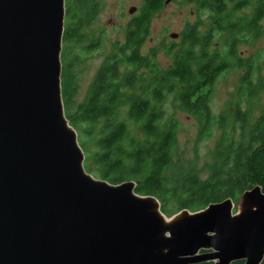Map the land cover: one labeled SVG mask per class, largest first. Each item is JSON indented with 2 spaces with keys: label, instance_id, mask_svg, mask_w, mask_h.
I'll return each mask as SVG.
<instances>
[{
  "label": "water",
  "instance_id": "water-1",
  "mask_svg": "<svg viewBox=\"0 0 264 264\" xmlns=\"http://www.w3.org/2000/svg\"><path fill=\"white\" fill-rule=\"evenodd\" d=\"M64 4L0 0V264H259V185L238 210L227 197L166 217L134 181L85 171L61 98Z\"/></svg>",
  "mask_w": 264,
  "mask_h": 264
},
{
  "label": "trees",
  "instance_id": "trees-1",
  "mask_svg": "<svg viewBox=\"0 0 264 264\" xmlns=\"http://www.w3.org/2000/svg\"><path fill=\"white\" fill-rule=\"evenodd\" d=\"M164 1L142 2L128 24L124 44L105 58L86 98L70 111L73 86L66 52L83 40V28L94 18L97 2L65 0L64 20L68 22L60 52L61 98L68 123L76 130L77 139L81 137L85 171L113 184L134 181L133 191L154 196L166 216L181 209L196 211L227 197L234 203L255 185L264 192V105L251 122L247 111L235 103L230 130L219 133L208 150V159L201 164L195 158L177 157V123L161 107L172 95L176 109L193 112L200 119L198 134L202 138L225 126L226 117L214 116L209 101L214 82L229 68V61L243 69L240 88L247 98L256 99V92L264 91L258 78L252 80L251 57L237 55L240 44L262 33L264 0H187L193 4L197 20L184 28L176 48L168 47L172 63L160 66L154 58L142 55L139 47L151 16ZM123 65L131 69L120 75ZM93 134L88 152L84 137L90 143ZM259 264H264V257Z\"/></svg>",
  "mask_w": 264,
  "mask_h": 264
},
{
  "label": "rangeland",
  "instance_id": "rangeland-1",
  "mask_svg": "<svg viewBox=\"0 0 264 264\" xmlns=\"http://www.w3.org/2000/svg\"><path fill=\"white\" fill-rule=\"evenodd\" d=\"M96 2V14L89 24L83 28V40L73 44L70 50L68 49L66 52L67 58L68 56L70 58L69 72L71 74V85L73 86L70 111H73L76 104L86 98L96 71L105 58L118 52L122 44H124L128 24L138 12L135 9L132 13H128V8L130 6L138 7L142 0H96ZM240 13L236 12V14ZM196 20L197 15L194 6L187 0L163 2L161 8L150 18L148 30L139 47L140 53L154 58L160 66L170 65L173 61L172 52H168L167 49L170 45L176 48L180 37L172 38L169 34L175 32L181 35L184 28L193 24ZM67 22L68 19L64 20V25ZM261 26L262 33L260 36L248 43L240 44L237 48V55L243 59L251 57L252 80L256 82L258 78L260 83H263L264 88V17L261 21ZM216 45L220 49L219 42H216ZM62 46L63 44L61 43V48ZM229 62V68L223 70L217 76L209 101L210 110L214 116L222 114L226 117L223 128L217 127L213 129L209 136L200 138L198 134L200 119L193 112H184L176 109L172 95L167 96L162 103L161 107L166 116H171L177 123V157H181L184 160L195 158L199 164L208 159V150L213 147L219 133L221 134V131L228 133L230 130L229 122L233 117L235 103L238 102L240 108L247 111L248 119L251 122L260 114L264 105V91L258 90L256 99L250 100L247 98V94L243 93L240 88V77L243 69L235 67L233 62ZM130 69L129 65H123L119 69V74L122 75ZM139 70L146 72V69L142 67ZM94 139L95 134L92 135L90 144L89 140L84 137V140H86L85 147L89 150L88 152L91 151ZM80 140L81 137L77 139V142L79 143ZM81 149L84 161L86 155L83 147ZM89 165L91 164L89 163ZM239 200L234 202L233 211L241 208V200ZM178 211L171 215L184 212L185 210L181 209ZM199 252H202V250Z\"/></svg>",
  "mask_w": 264,
  "mask_h": 264
},
{
  "label": "bare ground",
  "instance_id": "bare-ground-1",
  "mask_svg": "<svg viewBox=\"0 0 264 264\" xmlns=\"http://www.w3.org/2000/svg\"><path fill=\"white\" fill-rule=\"evenodd\" d=\"M153 210L156 211L157 213H159L160 217L163 219V221H168V219H165L164 216L159 212V210L157 209V204L156 201H154V207Z\"/></svg>",
  "mask_w": 264,
  "mask_h": 264
},
{
  "label": "flooded vegetation",
  "instance_id": "flooded-vegetation-1",
  "mask_svg": "<svg viewBox=\"0 0 264 264\" xmlns=\"http://www.w3.org/2000/svg\"><path fill=\"white\" fill-rule=\"evenodd\" d=\"M144 0H142V2H143ZM142 2H141V4H142ZM141 4L138 6V7H136V11H138L139 10V8L141 7ZM178 37H180V35L178 34V36H177V38Z\"/></svg>",
  "mask_w": 264,
  "mask_h": 264
}]
</instances>
